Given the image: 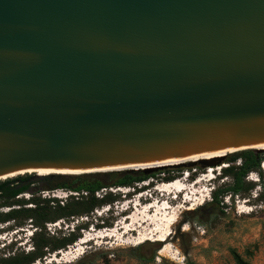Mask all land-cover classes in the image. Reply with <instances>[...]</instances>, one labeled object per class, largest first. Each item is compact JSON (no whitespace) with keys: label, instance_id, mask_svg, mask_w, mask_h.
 <instances>
[{"label":"water","instance_id":"water-1","mask_svg":"<svg viewBox=\"0 0 264 264\" xmlns=\"http://www.w3.org/2000/svg\"><path fill=\"white\" fill-rule=\"evenodd\" d=\"M261 145L264 0H0V181Z\"/></svg>","mask_w":264,"mask_h":264},{"label":"rangeland","instance_id":"rangeland-1","mask_svg":"<svg viewBox=\"0 0 264 264\" xmlns=\"http://www.w3.org/2000/svg\"><path fill=\"white\" fill-rule=\"evenodd\" d=\"M257 152L264 158V149ZM229 155L223 156L224 158L218 157L222 159L221 162L216 163L221 164V166L216 168H208L207 164L201 163V161L213 160L211 159L185 163L186 165L192 164L193 166L190 168H184L182 165H172L149 169L122 170L130 173L142 172L146 175L157 174L158 177L144 184H136L140 185V188L135 185L131 188H126L127 190L122 188V193H113L118 197L114 204L99 208L89 216L60 220L63 221L62 231L57 235H53L47 230V224L50 223L45 224L41 230L45 233L47 232L51 237L68 236L72 231H77V228L81 227V238L87 237L88 240L91 239L92 241L82 248L83 254L77 259H72L71 261L67 257V260H65L64 256L80 251V247L77 246L79 241L67 248V250L62 251V254H60L61 252L47 254L35 264H105V257H108L109 264H186L188 262L195 264H235L232 251H236L250 264H264V170L262 167L261 175L254 172L246 178L248 184L255 185L249 196L234 197L232 199L228 196L223 201L224 206L210 207L205 212H201L200 207L198 208L197 206L195 211H185L189 205V203L185 204V197L189 196V194V199H195L193 204H198L200 198L204 196L202 192L209 191V199L203 204L205 205L212 202L211 192L214 187L231 181L222 177L223 169L228 167L227 164L223 163ZM262 164H264V161ZM178 168L191 170L190 172L185 171L177 178L185 185V193L183 195L180 193L175 194L174 191L172 193H161L159 188L165 183H169L164 180L165 177H168L169 173ZM185 174H189L186 180L183 179ZM198 180L200 181L199 184H197ZM146 185H149V187H146ZM32 191L35 192V188H32ZM33 192L21 196L20 199L28 201L35 194L36 197H40V193L34 194ZM140 192L152 195L153 200H157L160 203L158 207L160 209L165 207L166 204H170L171 210L167 214L173 213L180 206L183 207L176 218V224L172 226L170 243L168 246L163 247V249L169 248L168 253L164 257L160 255L163 246L160 243L155 244L153 247L150 245L151 242L150 244L147 243L139 253L135 251L139 246L120 247L117 239L111 237L103 238L105 237L104 234L109 235L111 230L116 229L121 222L123 223L125 215L127 216L128 214L127 211L123 212L122 210L127 207L126 203L128 200L133 199V195ZM196 194H199V197H196ZM123 196H126V198ZM172 197H176V200H172ZM145 199L149 200L148 197ZM134 200L137 201V197H134ZM154 201H150L148 204L158 205ZM65 204L66 200L60 201L61 206ZM141 204L142 206L138 207L137 211H132V215H139L143 213V208L149 207L147 206L148 204L143 207L144 198L141 200ZM52 205L55 206L57 203ZM27 207L30 208L32 206ZM129 207L131 206L129 205ZM10 210V208H2L0 213H6ZM37 229V226L31 221L25 222L23 226H18L14 221L1 224L0 249L5 250L0 252V259L22 252L27 254L33 251V237ZM41 230L39 229L38 231L40 232ZM11 241H13L14 245L9 248H7L8 246L5 247L7 242ZM156 248H159V251L154 252L153 249ZM141 254L147 259L154 257V262L145 263L140 261L138 255Z\"/></svg>","mask_w":264,"mask_h":264},{"label":"trees","instance_id":"trees-1","mask_svg":"<svg viewBox=\"0 0 264 264\" xmlns=\"http://www.w3.org/2000/svg\"><path fill=\"white\" fill-rule=\"evenodd\" d=\"M264 158L255 150H244L231 153L223 164L228 167L223 169L222 177L230 179L229 183H223L214 187L211 192L212 202L201 206V212H205L210 207L224 206L223 201L226 197L249 196L254 189V184H248L246 178L251 173H260L261 164ZM239 163V164H238ZM238 164V165H237ZM185 171L190 169L178 168L169 173L164 180L172 182L179 178ZM165 176V175H164ZM157 174L146 175L145 173L130 172H100L94 174H51L37 176L36 174H25L5 181H0V209L10 208L6 213H0V225L14 221L18 226H23L25 222L31 221L37 226V231L33 237L34 250L29 253H20L10 257L0 259V264H35L44 258L47 254L62 252L70 246L76 244L81 238V227L77 231H72L68 236L60 238L51 237L41 228L47 223L58 222L60 220H69L71 218L89 216L99 208L114 204L118 197L113 193H107L102 198L96 197V192L108 188H131L136 184H141L154 180ZM264 182V179H263ZM35 188V192L32 191ZM66 190L81 194L88 193V196L69 197L64 206L60 205L58 199H41L36 197L35 193L43 191ZM33 192L32 198L28 201L21 200V196ZM57 203L53 206L52 204ZM32 206V207H27ZM110 226V225H109ZM88 228V227H86ZM41 230L40 232L38 230ZM150 244V243H148ZM155 246L154 243L150 244ZM144 245L136 248L139 253ZM154 252L159 248L153 249ZM235 264H250L236 251H232ZM142 262L152 263L154 257L138 255ZM105 264H109L108 257L104 258ZM83 264V263H77ZM186 264H195L188 262Z\"/></svg>","mask_w":264,"mask_h":264},{"label":"bare ground","instance_id":"bare-ground-1","mask_svg":"<svg viewBox=\"0 0 264 264\" xmlns=\"http://www.w3.org/2000/svg\"><path fill=\"white\" fill-rule=\"evenodd\" d=\"M255 149L261 151L264 149V145L257 146L255 147ZM238 151L240 150L232 149V150H226V151L210 152V153L194 155L188 158L165 160V161L148 163V164L137 165V166L101 170L97 172H111V171H122V170H132V169H149V168H158V167H165V166H172V165H182V164L189 163V162H198L201 160H211V159L223 157L225 155L235 153ZM82 173L83 172L41 171V172H38L37 174L51 175V174H82ZM199 182L200 181L198 180L197 184H199ZM184 186L185 185L182 183L181 180L176 179L172 182L165 183V185L159 188V191L161 193H172L174 191L175 194L180 193L181 195H183L186 191V189H184L185 188ZM202 194L204 196L203 198H200L198 204H193L195 202V199H189L190 194L189 196L185 197V204L189 203L185 211H190V212L195 211L196 206L198 208L201 207L207 201V199H209V194H210L209 191H203ZM195 196L199 197V194H196ZM173 199H176V197H173ZM147 206L149 207L146 209L143 208V213L139 215H135V214L132 215V211H137L139 205H136L135 207L128 206L126 210H122L123 212L127 211V214H128L127 216L125 215V220L123 221V223L121 222V224H119L116 229L111 230L109 232V235L104 234L105 237L103 238L111 237L113 239H117V242H119L118 246L120 247H123V246L137 247V246L145 245L150 242L154 244L160 243V244H163L161 251H160V255L164 257L168 253L169 248L167 247L163 249V247L168 246V244L170 243V239L172 236V226L176 224V218L178 214H180V210L183 207L180 206L178 209L174 210L173 213L167 214V212L171 210L170 204H166V206L164 205L165 207L161 209L158 208L160 206V203H158V205L148 204ZM158 211H160L161 213ZM90 241L92 240L91 239L88 240L87 237L80 239L78 242L79 244L77 245L78 247H80V251H77V253L73 252V253L67 254V256H64L65 260H67V257H68V259L69 260L71 259L72 261V259L74 260L82 256L83 254L82 248L85 245H87ZM62 253L63 252H61L60 254Z\"/></svg>","mask_w":264,"mask_h":264},{"label":"built area","instance_id":"built-area-1","mask_svg":"<svg viewBox=\"0 0 264 264\" xmlns=\"http://www.w3.org/2000/svg\"><path fill=\"white\" fill-rule=\"evenodd\" d=\"M261 167L263 169L264 164H262ZM141 184H144V183H141ZM136 186H137V188H140V185H136ZM124 190H127V189L125 188ZM122 191H123L122 188H108V189H102V190L96 192L95 195L97 198H102L107 193H117V192H122ZM39 196L43 199H58L59 201L63 202L71 196L76 197V199L78 200L80 196H88V193L82 192L81 194H79V193H74V192L66 191V190H54V191L40 192ZM81 220H83V219L81 218ZM62 224H63V221H58L55 223L47 224V230L51 234L57 235L60 232V230L62 229V227H61Z\"/></svg>","mask_w":264,"mask_h":264},{"label":"clouds","instance_id":"clouds-1","mask_svg":"<svg viewBox=\"0 0 264 264\" xmlns=\"http://www.w3.org/2000/svg\"><path fill=\"white\" fill-rule=\"evenodd\" d=\"M62 231V229L60 230V232ZM12 245H14V243H13V241H11V242H7V244L5 245V247H7V248H9V247H11ZM5 250V249H0V252H3V251Z\"/></svg>","mask_w":264,"mask_h":264}]
</instances>
